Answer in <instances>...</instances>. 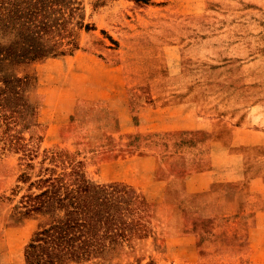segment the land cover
Wrapping results in <instances>:
<instances>
[{
  "label": "rangeland",
  "instance_id": "rangeland-1",
  "mask_svg": "<svg viewBox=\"0 0 264 264\" xmlns=\"http://www.w3.org/2000/svg\"><path fill=\"white\" fill-rule=\"evenodd\" d=\"M50 2L31 0L27 11H40L44 31L17 18L0 28V85L23 79L22 135L39 146L32 170L44 148L62 149L91 182L128 183L154 203L107 259L64 264H264V212L243 198L228 212L173 178L206 167L211 140L230 141L248 112H264V0ZM3 128L0 264H31L26 242L50 215L15 207L28 167L1 148ZM241 150L245 194L263 186L264 146Z\"/></svg>",
  "mask_w": 264,
  "mask_h": 264
},
{
  "label": "trees",
  "instance_id": "trees-1",
  "mask_svg": "<svg viewBox=\"0 0 264 264\" xmlns=\"http://www.w3.org/2000/svg\"><path fill=\"white\" fill-rule=\"evenodd\" d=\"M21 1L15 7L17 0H0V28L15 26L12 19L17 18L24 31L34 29L39 33L47 29L45 21L36 17L40 11L27 13L32 9L31 0ZM53 4L51 0L50 8ZM22 80L4 78V85H0V126H5L2 139L6 145L1 148L19 151V159L28 167L16 178L19 183L13 188L15 192L22 187L21 183H26V187L15 207L24 215L33 212L50 215V220L26 242L25 255L31 264L103 261L118 244L129 241L142 226L144 217L150 215L149 211L153 215L154 203L128 183L91 182L82 162L75 161L62 149L44 148L33 171L39 146L24 142L22 135L28 127L21 116L22 109L25 111L28 105L26 96L22 100L19 88ZM17 124L21 127L17 128ZM135 264L156 263L149 260Z\"/></svg>",
  "mask_w": 264,
  "mask_h": 264
},
{
  "label": "crops",
  "instance_id": "crops-1",
  "mask_svg": "<svg viewBox=\"0 0 264 264\" xmlns=\"http://www.w3.org/2000/svg\"><path fill=\"white\" fill-rule=\"evenodd\" d=\"M262 115L264 112L260 109L248 112L244 119L234 126V134L230 141L211 140L209 163L206 167L173 178L182 179L185 192L207 194L209 203L223 206L222 208L228 212H235L242 198L244 207H248L251 212H264V183L261 189L250 190L245 194L240 185L244 177L242 160L246 152L241 148L264 146V119L260 117ZM259 178L264 182V170L259 173ZM228 188L235 190L227 195L221 193V189ZM219 207L216 206L214 209L217 210Z\"/></svg>",
  "mask_w": 264,
  "mask_h": 264
}]
</instances>
